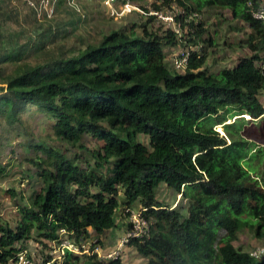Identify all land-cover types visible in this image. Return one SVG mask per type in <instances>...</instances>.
Masks as SVG:
<instances>
[{
  "label": "trees",
  "instance_id": "16d2710c",
  "mask_svg": "<svg viewBox=\"0 0 264 264\" xmlns=\"http://www.w3.org/2000/svg\"><path fill=\"white\" fill-rule=\"evenodd\" d=\"M177 1L184 10L177 15L183 36L165 23L167 30L160 31L144 22L102 31L96 42L67 45L61 38L66 25L44 27L37 0H0V116L10 126L23 123L32 104L53 120L59 140L82 149L88 135L104 142L84 158L30 142L42 152L28 159L40 187L17 228L0 217V264H12L33 230L42 246L58 240L62 230L77 243L90 229L104 235L116 226L120 189L128 206L143 204L150 229L128 242L148 264H264V257L235 244L245 228L264 239V188L244 164L255 143L241 133L249 122L245 114L264 118V19L254 16L264 0ZM204 7L229 9L252 30L251 54L218 72L203 68L207 53L198 44L204 23L190 17ZM58 40L57 50L47 47ZM180 44L182 52L190 51L183 69L168 64L164 49ZM32 52L42 59L26 61ZM4 61L14 64L10 72ZM218 124L224 134L216 131ZM139 135L148 136L149 145ZM162 183L187 201L185 212L158 201ZM105 263L123 264L121 257L81 260L72 251L62 262Z\"/></svg>",
  "mask_w": 264,
  "mask_h": 264
},
{
  "label": "rangeland",
  "instance_id": "374dc122",
  "mask_svg": "<svg viewBox=\"0 0 264 264\" xmlns=\"http://www.w3.org/2000/svg\"><path fill=\"white\" fill-rule=\"evenodd\" d=\"M41 1L36 2L39 9L37 18L43 21L46 28H54L59 24L66 25L67 29L61 38L65 36L66 39L62 43L67 45L76 43L80 39L96 42L102 31L115 28L129 29L135 23L146 22L149 23L148 27L165 31L166 23L161 20L159 13L175 14L179 10L184 13L183 7L177 0H170L168 4L165 0H48V2L45 0L43 4ZM12 5L17 7L18 2L13 1ZM195 12L196 14L190 17L194 18V21H202L205 27L201 42L198 44L200 49L207 53L204 69L209 72H218L223 67L234 66L242 56L251 54L247 40L252 30L243 20L233 18L229 9L204 7ZM152 16L154 19L150 23L148 20ZM8 23L18 29L15 21L8 20ZM22 23L24 18L20 16V24ZM176 24H180L181 27L178 36H183L184 25L181 26L178 17ZM177 29H179L178 26ZM136 31L140 33L141 28L137 27ZM58 42L59 40L49 42L47 47L57 50ZM184 48L183 44L174 47L165 46L167 62L170 66L172 60ZM40 54L34 52L27 54L26 61H39L42 59ZM1 66L5 72H10L14 64L4 61ZM184 71L179 70V72ZM259 98L264 104V90L259 94ZM245 117L249 122L243 126L241 133L244 138L255 143V146L244 164L264 188V118L252 120L247 114ZM22 118L23 123L10 126L0 116V169H3L0 171V217L3 223L13 228H17L23 217V208L32 207L31 195L40 187V181L35 176L36 168L28 159L42 155V152L31 149V141L48 147H58L71 157L77 153L83 158L90 155L89 150L100 148L104 143L103 140L88 135L81 141L87 149H82L59 140L53 130V120L32 104L27 106ZM233 121L234 118H231L226 123ZM215 129L218 133L224 134L222 124L216 125ZM139 139L149 145L148 136L139 135ZM117 197L120 207L116 215V226L107 230L104 235H99L90 229V236L83 239V244L87 249L94 245L99 247L100 257L106 262L121 257L123 264H148L149 259L140 254L135 245L122 242L131 229L127 210L133 209V212L138 213L144 209L143 204L137 201L134 206H128L122 189L119 190ZM157 198L161 204L183 211L188 205L180 194L164 183L157 189ZM40 239L38 232L33 230L32 238L26 243L31 250L37 249L40 252L42 247L45 249ZM235 244L256 257H264V239L255 236L250 229L245 228L239 232ZM80 256L81 260H87L90 257L88 254Z\"/></svg>",
  "mask_w": 264,
  "mask_h": 264
},
{
  "label": "built area",
  "instance_id": "2783aa9c",
  "mask_svg": "<svg viewBox=\"0 0 264 264\" xmlns=\"http://www.w3.org/2000/svg\"><path fill=\"white\" fill-rule=\"evenodd\" d=\"M44 1L45 0H42L41 3L43 4ZM46 2H48V0H46ZM156 13L158 14V12ZM178 14H183V11L179 10V12H176L175 14L161 12L159 13V16L169 28L177 32V34H180V24H176V18ZM254 16L259 19H264V8L260 7L254 11ZM177 26L179 29H177ZM189 55V50L178 54L172 60L173 66L177 69H183L186 67ZM127 211L130 217L131 229L122 239L123 243H128V241L133 237L143 236L144 234L148 233L150 229V223L143 215L142 210L138 211V213L133 212V209H129ZM51 242H48V245L45 246V249L42 247L40 252L37 249L31 250L28 246L21 248L12 260V264H62L67 251H72L78 255H97L99 260H105L104 258L100 257L101 255L99 252V247L94 245L93 247L87 249V247H85L83 244V239L80 243H77L75 242L74 238L67 235L65 230L61 231V237L58 240H53Z\"/></svg>",
  "mask_w": 264,
  "mask_h": 264
}]
</instances>
